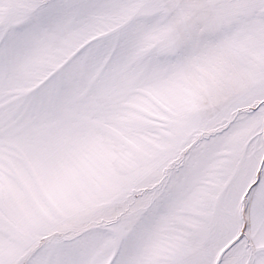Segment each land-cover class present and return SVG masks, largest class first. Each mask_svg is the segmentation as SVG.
<instances>
[{
	"label": "snow or ice",
	"instance_id": "6c2138e0",
	"mask_svg": "<svg viewBox=\"0 0 264 264\" xmlns=\"http://www.w3.org/2000/svg\"><path fill=\"white\" fill-rule=\"evenodd\" d=\"M0 264H264V0H0Z\"/></svg>",
	"mask_w": 264,
	"mask_h": 264
}]
</instances>
